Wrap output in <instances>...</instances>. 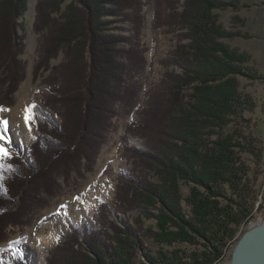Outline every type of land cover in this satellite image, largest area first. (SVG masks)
I'll use <instances>...</instances> for the list:
<instances>
[{
    "label": "trees",
    "instance_id": "obj_1",
    "mask_svg": "<svg viewBox=\"0 0 264 264\" xmlns=\"http://www.w3.org/2000/svg\"><path fill=\"white\" fill-rule=\"evenodd\" d=\"M27 1L0 2V70L6 71L15 87L24 79L14 74L22 69L18 57L25 44L16 29ZM49 2L39 0L37 8L40 27L48 37L44 62L47 65L49 56L55 57L63 48L68 63L61 67L66 80L57 69L46 81L49 94L44 106L60 105L62 120L59 124L41 107H34L37 137L31 155L36 166L18 168L10 175L14 192L10 186L0 188V243L7 239L3 233L8 226L20 224L18 212L24 206L38 207L57 193L56 181L66 179L59 172L47 184L43 175L66 167L61 160L78 163L81 149L82 159H94L112 128L117 106L138 97L136 86L126 85L127 76L144 71L147 63L133 39L107 32L108 25L120 21L133 25L139 39L144 22L141 0H77L82 11L75 15L70 9L69 16L60 14L62 20L51 18ZM180 2L155 1L154 27L177 33L179 42L164 63L162 80L148 94L140 122L130 124V133L144 141L146 150H127L134 156L133 174L124 177L116 199L126 211H139L140 220L152 219L149 209L161 204L154 227L142 231L139 239L127 223L111 221L100 233L88 225L85 241L76 228L47 264H218L241 226L252 218L256 191L242 154L259 157L261 149L250 131L242 132L244 114L253 102L242 95L238 80L245 76L251 59L222 42L235 35L212 14L214 9L233 7L232 3ZM103 17L117 20L103 22ZM4 104L0 100L2 109L11 107ZM36 175L37 183L29 187L32 196L24 199L20 192L35 182ZM184 185L189 189L185 196ZM225 188L237 202L222 201ZM18 196L21 204L16 212ZM146 241L150 248L144 246ZM139 253L144 261L138 259Z\"/></svg>",
    "mask_w": 264,
    "mask_h": 264
},
{
    "label": "rangeland",
    "instance_id": "obj_2",
    "mask_svg": "<svg viewBox=\"0 0 264 264\" xmlns=\"http://www.w3.org/2000/svg\"><path fill=\"white\" fill-rule=\"evenodd\" d=\"M2 1L0 0L1 3ZM50 1L52 2H49L47 10L51 18L56 20L60 19V14L69 16L67 14L70 9L75 15L78 14V10L82 11L77 0ZM155 1L141 0V14L144 22L139 39L135 37L134 27L129 23L117 21L112 26L108 25L107 30L109 35L133 39V42L144 51L147 62L145 70L139 74L128 75L126 78V85H134L138 89V97L133 102L117 106V116L112 121V128L93 160L82 159L84 149H81L78 163H72V159L61 160L67 164L66 167L58 170L53 168L49 176L43 175L42 178L48 182L47 184H51L54 177L58 175L56 173L59 172L65 173L66 179L59 178L56 181L58 191L55 192L57 193L48 196L38 207L30 203L18 212L20 224L15 227L8 226L3 233L7 239L0 243V264H19L20 261L25 264H47V261L58 254L57 249L63 246L60 243L67 241V238L73 235L74 229L79 230L80 239L85 241L88 225L94 232L100 233L102 230L106 231L104 228L111 221L127 223L139 239H141L142 231L154 227L153 218L161 213V204H152L148 211L152 219L140 220L139 211H126L116 203V199L118 188L125 180L124 177L133 174L134 156L127 150L129 148L146 150L144 141L130 133V124L133 121L140 122V112L146 105L148 94L162 80L166 71L164 63L170 59L179 42L177 33L154 27ZM219 1L232 3L233 6L212 11L225 29L235 35L232 39H224L222 42L231 49L249 55L251 59V63L244 69L245 76L238 77L242 95L245 98L249 97L253 102V106H250L244 114L242 132L250 131L259 140L258 146L261 149L259 157L242 154L243 161L249 169L247 177L254 183L256 191L255 210L252 218L241 226L236 238L225 250L223 260L218 263L229 264L232 250L241 236L264 218V0ZM182 3L183 0L180 4ZM38 4L39 0H28L26 11L18 17L19 24L16 30L18 36L23 39L25 47H22L23 53L18 57L22 69L20 72L15 70L14 75L16 78L23 77V81L15 87V82L9 80L6 71L0 70V100L5 103L4 105L11 106L7 109L0 107V137H5V143L0 142V188L10 186L13 192L15 186L13 183L10 185V175L15 174L18 168L25 171L32 169L33 165L36 166L33 164L31 155V148L37 137L33 124L34 107H41L59 124L62 120L60 105L52 109L44 106V101H47L49 94L46 81L52 73L59 69V72L64 73L63 78H65L66 74L61 67L68 63V55L62 48L55 52V57L49 56L47 65L44 62L47 48L44 41L48 37L40 27L42 26L39 24L40 20L38 21ZM50 7H54V10ZM56 8L60 11L54 12ZM116 20L114 17L102 18L103 22L108 23ZM71 47L74 48V45ZM17 108L22 113L23 123L19 118L12 117V112ZM15 136L17 140H23L24 143L15 144ZM38 176H35L36 179L33 178L35 182L31 185L29 182L28 186L22 189L23 192H20L24 199L32 196L29 187L34 188ZM182 192L184 196L188 194L189 189L186 185L182 187ZM19 196L16 198L13 210L16 212L21 204ZM223 196L224 203L238 201L228 188L223 190ZM183 206H185L184 203ZM150 245L148 241L144 242L145 247L150 248ZM74 247L77 248V246ZM63 251L67 258L66 249ZM137 257L140 261H144L143 253H139Z\"/></svg>",
    "mask_w": 264,
    "mask_h": 264
},
{
    "label": "water",
    "instance_id": "obj_3",
    "mask_svg": "<svg viewBox=\"0 0 264 264\" xmlns=\"http://www.w3.org/2000/svg\"><path fill=\"white\" fill-rule=\"evenodd\" d=\"M229 264H264V218L241 236Z\"/></svg>",
    "mask_w": 264,
    "mask_h": 264
},
{
    "label": "bare ground",
    "instance_id": "obj_4",
    "mask_svg": "<svg viewBox=\"0 0 264 264\" xmlns=\"http://www.w3.org/2000/svg\"><path fill=\"white\" fill-rule=\"evenodd\" d=\"M12 117L15 118V119L19 118L20 122L23 123V116H22V113L19 111L18 108L12 112ZM23 130H25V129L23 128ZM20 137H23V136H20ZM14 140L16 142L15 144H17V145H20V144L24 143L23 140H21V141L17 140L16 136H15ZM0 142L4 144L5 143V137H0Z\"/></svg>",
    "mask_w": 264,
    "mask_h": 264
}]
</instances>
